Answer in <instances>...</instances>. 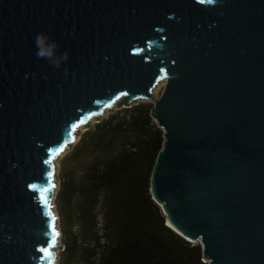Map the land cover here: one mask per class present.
<instances>
[{
    "label": "water",
    "instance_id": "water-1",
    "mask_svg": "<svg viewBox=\"0 0 264 264\" xmlns=\"http://www.w3.org/2000/svg\"><path fill=\"white\" fill-rule=\"evenodd\" d=\"M121 98L155 104L167 226L209 264H264V0H0V264H55L54 160Z\"/></svg>",
    "mask_w": 264,
    "mask_h": 264
},
{
    "label": "trees",
    "instance_id": "trees-1",
    "mask_svg": "<svg viewBox=\"0 0 264 264\" xmlns=\"http://www.w3.org/2000/svg\"><path fill=\"white\" fill-rule=\"evenodd\" d=\"M153 107L121 110L82 137L58 194L62 264H209L151 194L165 142Z\"/></svg>",
    "mask_w": 264,
    "mask_h": 264
},
{
    "label": "rangeland",
    "instance_id": "rangeland-1",
    "mask_svg": "<svg viewBox=\"0 0 264 264\" xmlns=\"http://www.w3.org/2000/svg\"><path fill=\"white\" fill-rule=\"evenodd\" d=\"M124 99L121 98L119 99L116 103H114L108 110L105 111L103 116L98 119L97 121H90L81 131L79 135L76 136L75 140L73 143H70L68 147L61 153L60 156H58L57 161L54 160V167H55V173H56V178H57V189L56 193L51 201V205L53 206L52 211L55 212V216L57 218L58 222V232H59V237H58V245H62L61 251L58 253V255L55 257V264H62V254L64 251V244H63V232H62V217L60 214V210L58 207V194L61 190L62 186V177L64 175L65 170L68 167H72L73 163L75 161L76 157V150L78 148V145L82 139V137L89 131L95 128V126L98 123L103 122L104 120L108 119L110 116L113 114H116L117 112L124 110L126 108H131L132 106L138 105L140 103H149L155 105L151 99H143V100H136V103H132L131 105L128 104H122L118 109V105L123 101Z\"/></svg>",
    "mask_w": 264,
    "mask_h": 264
},
{
    "label": "clouds",
    "instance_id": "clouds-1",
    "mask_svg": "<svg viewBox=\"0 0 264 264\" xmlns=\"http://www.w3.org/2000/svg\"><path fill=\"white\" fill-rule=\"evenodd\" d=\"M34 46L36 48V58L45 59L55 67H59L63 61L68 59L69 53L65 51L63 54H58V41L45 33H38L34 37Z\"/></svg>",
    "mask_w": 264,
    "mask_h": 264
},
{
    "label": "snow or ice",
    "instance_id": "snow-or-ice-1",
    "mask_svg": "<svg viewBox=\"0 0 264 264\" xmlns=\"http://www.w3.org/2000/svg\"><path fill=\"white\" fill-rule=\"evenodd\" d=\"M82 123H83V121H82ZM53 233H54V235H53V238H52V242L51 243H52V246L54 247L56 245V237L59 235V233L56 232L55 228H53ZM46 252H47V254L49 256L51 255V252L50 251L46 250Z\"/></svg>",
    "mask_w": 264,
    "mask_h": 264
}]
</instances>
